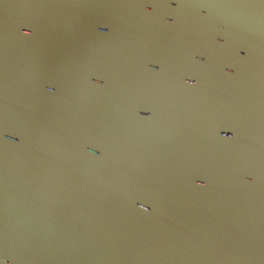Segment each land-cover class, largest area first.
<instances>
[{"label": "water", "instance_id": "1", "mask_svg": "<svg viewBox=\"0 0 264 264\" xmlns=\"http://www.w3.org/2000/svg\"><path fill=\"white\" fill-rule=\"evenodd\" d=\"M0 259L264 264V0H0Z\"/></svg>", "mask_w": 264, "mask_h": 264}, {"label": "clouds", "instance_id": "2", "mask_svg": "<svg viewBox=\"0 0 264 264\" xmlns=\"http://www.w3.org/2000/svg\"><path fill=\"white\" fill-rule=\"evenodd\" d=\"M144 9H145V11H150V10H151V7H150L149 5L146 4V5L144 6ZM24 31H25L26 34H29L27 29H25ZM197 59H200V57H197ZM226 71H229V72H230V71H231V68H227ZM185 83H186V84H190V85H192V84L195 83V81H194V80L186 79V80H185ZM48 90H49V91H52L51 88H49ZM227 135L231 136L232 134H231V133H227ZM6 139H9V140H10V139H12V138H11V137H6ZM88 151H89V152H92L93 154H96V153H95V150H94L93 148H89ZM246 180H248L249 182H252L253 177H252V176H248V177H246ZM196 183H197V184H200V185L202 186L203 183H204V181H200V180H198ZM137 206H138L139 208H143V209H145V211H147V208H145V205H144V204H138ZM0 264H13V261H12V260H7V261H5V260H3V259H0Z\"/></svg>", "mask_w": 264, "mask_h": 264}]
</instances>
